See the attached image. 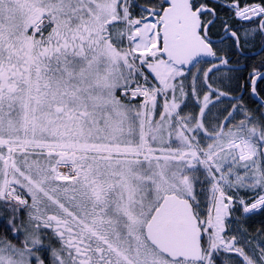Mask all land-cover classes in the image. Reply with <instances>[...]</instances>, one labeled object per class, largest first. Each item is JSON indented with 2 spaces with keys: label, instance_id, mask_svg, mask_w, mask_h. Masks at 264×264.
<instances>
[{
  "label": "snow or ice",
  "instance_id": "obj_1",
  "mask_svg": "<svg viewBox=\"0 0 264 264\" xmlns=\"http://www.w3.org/2000/svg\"><path fill=\"white\" fill-rule=\"evenodd\" d=\"M256 44L264 0H0V264H264Z\"/></svg>",
  "mask_w": 264,
  "mask_h": 264
},
{
  "label": "trees",
  "instance_id": "obj_2",
  "mask_svg": "<svg viewBox=\"0 0 264 264\" xmlns=\"http://www.w3.org/2000/svg\"><path fill=\"white\" fill-rule=\"evenodd\" d=\"M259 51H260L259 50V44H256L255 46H250L247 49V55L249 58V63H257L260 61V59L262 57H264V51H260V52ZM262 219H264V216H255L252 218L253 222H252L251 228H250V231L252 233H254L255 230L260 227V222ZM263 235H264V233H262L258 238L263 237Z\"/></svg>",
  "mask_w": 264,
  "mask_h": 264
},
{
  "label": "flooded vegetation",
  "instance_id": "obj_3",
  "mask_svg": "<svg viewBox=\"0 0 264 264\" xmlns=\"http://www.w3.org/2000/svg\"><path fill=\"white\" fill-rule=\"evenodd\" d=\"M260 52V51H259Z\"/></svg>",
  "mask_w": 264,
  "mask_h": 264
}]
</instances>
